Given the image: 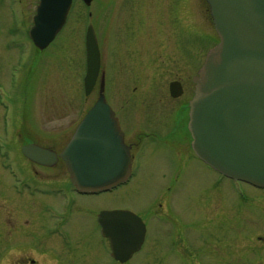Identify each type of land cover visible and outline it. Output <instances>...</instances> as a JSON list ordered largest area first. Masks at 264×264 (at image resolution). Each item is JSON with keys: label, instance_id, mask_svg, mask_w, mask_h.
<instances>
[{"label": "rangeland", "instance_id": "374dc122", "mask_svg": "<svg viewBox=\"0 0 264 264\" xmlns=\"http://www.w3.org/2000/svg\"><path fill=\"white\" fill-rule=\"evenodd\" d=\"M37 1L23 0L27 14H33ZM101 1L86 6L82 0H73L67 24L34 63L32 82L38 94L32 99L29 87L32 106L20 97L23 103L18 118L21 120L26 108L25 125L39 134L41 141L71 133L98 97V84L90 95L86 96L84 89L88 25L93 26L101 51L107 101L124 122L131 119V131L140 128L147 108L153 111L175 105L176 109L192 95V77L218 39L204 0H142L137 10L141 16L137 13L123 25L101 24ZM124 1L105 0L110 4L107 10L120 24L123 17L116 12L122 10ZM9 3L0 0V84L7 87L0 90L10 117L17 106L10 98L19 101L16 87L11 88V76L18 80L24 64L13 42L23 39L25 32L18 18L8 14ZM179 77L187 93L173 103L168 87ZM132 100L134 106L129 103ZM2 113L0 110V128ZM15 147L8 153L9 162L16 170H26ZM40 170L54 182L64 181V176L57 177L51 169ZM174 173L179 175L178 182L173 181ZM217 180L196 158L181 162L172 144L164 147L161 159L142 154L141 166L129 184L75 199L69 243L52 238L47 240V248H55L43 251L42 239L32 234V229L37 230L31 214L35 198L12 191L13 179L0 167V264H31L29 259L35 264H120L111 258L107 241L96 229L94 217L101 208L130 209L147 224L143 248L124 264H184L178 251L193 245L202 264H226L227 259L230 264H264V189L231 179L218 184ZM156 213L165 216L159 218ZM210 248L212 251L206 252ZM21 255L28 258L23 261Z\"/></svg>", "mask_w": 264, "mask_h": 264}, {"label": "water", "instance_id": "95a60500", "mask_svg": "<svg viewBox=\"0 0 264 264\" xmlns=\"http://www.w3.org/2000/svg\"><path fill=\"white\" fill-rule=\"evenodd\" d=\"M73 0H40L30 37L45 49L66 23ZM90 5L92 0H83ZM219 42L193 77L188 128L195 153L225 176L264 188V0H206ZM101 67L92 26L86 32L85 92ZM173 97L182 94L170 84ZM24 153L40 162L46 149L28 145ZM61 156L71 181L84 193L106 191L130 174L129 149L104 94V76L95 104L78 125ZM97 221L111 255L127 262L144 243L146 226L128 210H103Z\"/></svg>", "mask_w": 264, "mask_h": 264}, {"label": "flooded vegetation", "instance_id": "af4514ba", "mask_svg": "<svg viewBox=\"0 0 264 264\" xmlns=\"http://www.w3.org/2000/svg\"><path fill=\"white\" fill-rule=\"evenodd\" d=\"M9 2H10L9 5L7 6L8 14L13 19L18 18L19 20L18 24L24 26V27L22 26L20 27L25 32L23 39L13 42V45L16 47L14 49H17L19 53L20 56L19 60L24 61V64L18 80L16 79L13 80V75L11 76L12 78L11 88L16 87L17 97L19 101H15L13 98H10L11 104L17 105L16 111L15 112L12 111V115L10 117L8 116L7 102L1 97V90H0V110L1 111L3 110L1 117L2 126L0 128V163H1L0 167L2 170L6 171L7 174L13 179L10 187L12 191H15V193L18 196H22L24 198L27 197L35 198V203H34L35 206L33 205L27 206L28 208L31 206L34 207V209H32L31 211V214L34 215L33 223H34V227L37 230L34 231V229H32V234L35 237H37V239L39 238H40L39 240L42 239L43 242L42 246H44L43 251L46 250L51 251L55 247L47 248V242H48L47 240H51L52 238H55L59 243L61 242L69 243L70 241L71 228L69 226V223L71 221V217H70L71 211L74 209V206L76 205L75 199L81 196L84 197V196L100 195L104 192L93 194V193H82L79 190H77V188L72 184L71 174L69 171L67 161L65 160L64 157L61 156L62 151L68 145L69 141L74 135V132L77 129V126L81 123L82 120L75 126L74 130L71 133H66L65 136H63L62 138L60 137V139H55L53 141H41L39 134H36L34 131H31L25 125L27 124V117H26L27 112L25 111L26 108H24L25 110L21 114L22 115L21 120L18 118L19 106L21 108V105L23 103V101L21 103L20 97L23 100H26L29 106L30 105L32 106L34 104V101L32 100L33 102L29 103V87H32L31 89L32 99L34 98V95L35 97H37L38 94L34 89V81L32 82L36 74L35 73L36 68H34V63H36L39 60L40 56L43 55L45 50L49 46H51V44L55 40L45 49H40L38 46L35 45L34 41L31 39L29 35V31L33 26L34 16L37 13V7L40 3V0L37 1V5L32 15L27 14L25 12L22 5L23 0H9ZM124 2L125 4L121 5L120 7L122 8V10L120 12H116V14L121 15L123 17L120 24L114 20L115 14H112L109 10H107V7L108 6L110 7V4L105 2V0H102L98 4L99 21L101 22V24L109 23L111 21V23L123 25L125 24L124 23L125 19L136 18L137 13L139 17L141 16L142 12L140 10L137 12V10L142 0H125ZM130 8H133V11H130ZM69 13H68V17H69ZM109 16H112L111 20L109 19ZM68 17H67V21H68ZM29 63H31L30 66ZM199 68L197 69V72ZM102 71L104 72V69L101 70L97 81V84L99 86L98 89L99 92L101 90ZM182 80L181 77H179L176 78L175 80H172L169 83V87H168L169 96L171 97L173 103L177 99L185 96V94L187 93L185 91V83ZM172 82L181 83L182 94L178 97H173L171 95L170 84ZM3 87L5 89L7 88L6 86L0 84V89ZM191 93L192 95L190 96L188 94L186 96L187 99L185 101H182V103H180V105L176 107V109H174L175 105H172L171 107H164V108L162 107L159 110L154 109L153 111L152 110L150 111V108H147L148 109L146 114L147 116L143 117V121H141V124H138L140 128H143V130L135 127L131 131V125L128 126V124H130L131 119L128 121L129 123L124 122L123 119L119 118L118 110H116L113 107V105L107 101L111 105L115 113V117L119 121L120 130L123 135V141L129 149V156L131 159L129 179L125 183L117 185L108 192L115 190L121 185L129 184L133 180L135 173L139 170L141 166L142 154L153 155L161 159L163 156L164 147L167 144H172L174 146L175 154L179 157L181 162L183 158H191V159L196 158L197 160H199L202 164H204L206 168H208L210 171L214 172L217 175L218 184L219 183L221 184L225 179H227L225 176L219 174L218 172L213 170L210 166L205 164L196 155L193 149V145H192L193 137L188 128L189 104L193 96L194 90ZM129 103L132 106L136 104V102L133 100L130 101ZM14 130L16 132H14ZM17 141H20L19 142L20 146L19 143L18 145L16 144ZM13 145L16 146L15 147L16 150L19 152L21 158L24 159V163L26 164L27 167L26 170H21V169L16 170L15 167L12 165V163L10 164L9 160L11 161V157L8 155V153L11 154V152L14 151ZM28 145H37L46 149V152L44 153L45 155H40L38 157V159L41 160L40 162L32 160L24 153L23 149ZM40 169H46V170L51 169L53 170V172L57 177L59 176V174L64 176V181L54 182L53 180H50L49 175H44L45 172ZM65 174H67V176ZM172 178H174L173 181L178 182L179 175L177 173H174ZM42 201L43 203L41 204ZM102 210L104 209L102 208L99 209L98 212L96 213V217H94L96 229L100 235H101V229L97 222V216ZM106 210H110V209H106ZM25 214H30V213H25ZM136 214L141 216L139 213ZM35 215L37 217H35ZM155 216L160 218V217H164L165 214L163 215L156 213ZM142 219L144 220L143 217ZM30 223H31L30 220H27L26 225L29 226ZM146 228H147V224H146ZM144 244L145 241L142 245V248ZM211 251H212L211 248L210 251L206 250V252L208 253ZM178 252L180 256L185 259L182 260L181 263L202 264V262L199 263L198 262L199 260L196 259L199 257V251L197 250L196 245L191 246V248L186 247L179 249ZM26 258H28V256L24 257L23 255H21L20 259L25 261ZM29 262L31 264H35V260L33 259L31 260L29 259ZM203 264H207V263L204 262ZM226 264H230L228 259L226 261Z\"/></svg>", "mask_w": 264, "mask_h": 264}]
</instances>
